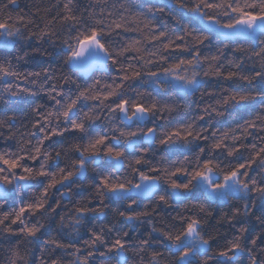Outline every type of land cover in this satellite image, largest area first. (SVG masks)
I'll use <instances>...</instances> for the list:
<instances>
[{
    "label": "snow or ice",
    "instance_id": "obj_1",
    "mask_svg": "<svg viewBox=\"0 0 264 264\" xmlns=\"http://www.w3.org/2000/svg\"><path fill=\"white\" fill-rule=\"evenodd\" d=\"M102 3L77 11L79 0H56L49 17L52 8L20 14L19 0H0V232L15 238L7 264H29L37 247L39 264H264V227L247 235L250 218L264 226V0ZM30 62L39 69L22 67ZM197 93L210 99L189 112L179 101ZM85 182L93 195L69 217L63 201ZM187 201L189 214L167 211ZM232 201L242 206L221 218L236 229L222 245L204 225L212 206ZM105 209L124 227H90ZM45 224L60 238H44Z\"/></svg>",
    "mask_w": 264,
    "mask_h": 264
},
{
    "label": "trees",
    "instance_id": "obj_2",
    "mask_svg": "<svg viewBox=\"0 0 264 264\" xmlns=\"http://www.w3.org/2000/svg\"><path fill=\"white\" fill-rule=\"evenodd\" d=\"M113 0H108L107 4H101L100 6H97V10H99V7H104L107 8L109 10H111V4H112ZM56 3V0H19V10L20 14H23L25 12L32 14L35 9L37 7L44 9V8H52V11L50 13H48V16H54L57 8L52 7V5H54ZM90 5L95 6V0H79V6L77 8V11H80L84 8H88ZM62 7V5L60 6ZM40 15H44V12L41 11ZM157 17L160 16V14H156ZM35 19H37V21L40 23L41 27H43V22L39 21V17H35ZM31 27V26H30ZM36 30V29H34ZM55 30L57 32H60V25L56 24L55 25ZM38 31V30H37ZM137 34L136 33H126L124 34L125 39H127L128 37H135ZM123 40H119L118 39V44L119 43H123ZM45 48H47L49 51H52V46L50 43H45L43 45ZM149 47H151L149 45ZM30 50V49H29ZM206 53L212 54L215 52V48L208 50L205 49L204 50ZM226 55L228 58H231L233 56V53L230 50H226ZM236 56H239L240 53H236ZM37 60L41 61L42 66L47 67V63H44V61H49L52 64L53 68H56V61L51 58V57H40V56H36ZM40 65H37L36 63H29L27 65H22V67L25 70H31V69H39ZM250 67V64L249 66ZM225 71L228 70V65L225 64ZM66 71V69H65ZM245 71H248V68H245ZM60 74L59 69H57V75ZM96 77L100 78V79H107L106 76H104L102 71H97L96 72ZM227 83V82H225ZM147 87V86H146ZM143 90V89H141ZM150 90V88H149ZM130 95H135L134 93H130ZM168 96H171V93L167 94ZM31 99H35L38 102H46L43 98H31ZM173 99H175V97H173ZM209 97H205L204 100H200L199 97V93H197L196 97H188L186 101L184 100H180L179 102L181 104H185V105H191L190 109H187V111L189 112H197L198 109L196 108V103H200L201 105L203 103H205L207 100H209ZM195 101V103H194ZM185 113H181V115H184ZM175 115V114H174ZM207 119V118H206ZM229 123H231L232 121H227ZM28 123V119L25 118V120L23 122L21 121H17V127L20 128V131H26V129L22 126L23 124H27ZM99 123V122H98ZM159 123H167V121H159ZM201 125H204L206 123V121H199L198 122ZM215 127H221L222 125L225 124V118H217L216 121L213 122ZM30 127V124L28 125ZM57 149H59V145L56 146ZM67 155L73 156L74 153H67ZM65 161L61 162V166H63ZM155 162V160L153 161ZM94 173H89V176H93ZM93 195V192L91 189H89L87 182H85V184L83 185V187L80 188H74L72 193H71V202H69L68 198H65L63 203L66 205L65 208V213L67 214V216H71L75 214V207L78 206L76 204L77 201H80L81 203H86L87 200ZM55 198H59L58 195ZM145 203H148L147 201H145ZM93 204H97V201L93 200ZM235 204L236 206H242V202L241 201H232L230 204H221L219 206H212V216L207 217L206 218V223L204 225L205 230L207 232H209L210 234L214 235L217 237V239L221 242V244L223 245L225 240L228 238H231L232 234L236 231L235 228H233L231 225H229L227 222H225L224 220H222L221 218L224 216L225 213L229 212V209L232 207V205ZM187 205V208H186ZM260 208V204L259 202L257 203V213L259 211ZM189 210H192V202L191 201H187L184 203H180V202H174L173 207L167 209V211L169 213H171V215H176L177 213H184V214H189ZM59 211V210H58ZM106 212V216L105 217H100L98 219H95L91 222V226H94L97 230H99L100 227H104L106 225H108L109 223H111L115 229H121L124 227V224L126 222H124L122 220V218H119L118 216H115L110 209H105ZM167 219L169 222H171L170 217L165 218ZM240 220H244L245 218L240 217ZM251 219V223L248 225L249 226V233L247 235H252L254 233L258 234L261 232V228L264 226H261L260 224H258L256 222V220L254 218H250ZM33 220H35V217H33ZM156 223L158 227H163V223H161L162 217L160 215H157L155 217ZM233 223H236V221H233ZM65 231H67V229H65ZM148 229L147 226L142 227L139 229V234H143L146 235ZM58 233V227L57 225L53 224V225H49V224H45V229L42 230V234L44 236V238H51V237H56L57 239L60 238L59 235H57ZM83 235V230L82 233ZM114 235V233H113ZM136 233H130V236H135ZM6 234L0 232V264H7V257L10 255V240H14V237L11 238H5ZM87 238V237H85ZM215 243V241H214ZM258 244H261V241L257 242ZM79 246L83 247V241L80 240L79 241ZM250 243H249V247H250ZM261 246H264V244H261ZM30 247L28 245H21V255L25 254L26 249ZM59 252V250H57V253ZM40 252L38 247L37 248H33L32 251L28 252L27 254V258L29 260V264H32V261H36V264H39V259H40ZM55 255L54 253H45V258H50V256ZM114 255V254H113ZM129 256H132L131 253H129ZM66 259H72V257H66ZM131 264V262H130Z\"/></svg>",
    "mask_w": 264,
    "mask_h": 264
},
{
    "label": "water",
    "instance_id": "obj_3",
    "mask_svg": "<svg viewBox=\"0 0 264 264\" xmlns=\"http://www.w3.org/2000/svg\"><path fill=\"white\" fill-rule=\"evenodd\" d=\"M97 71H102V70H97ZM97 71H96V72H97ZM102 72H103V71H102Z\"/></svg>",
    "mask_w": 264,
    "mask_h": 264
}]
</instances>
